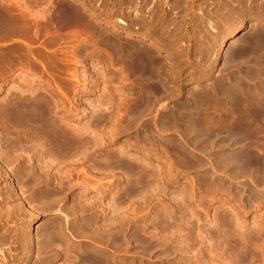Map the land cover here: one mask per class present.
Here are the masks:
<instances>
[{
	"label": "rangeland",
	"instance_id": "374dc122",
	"mask_svg": "<svg viewBox=\"0 0 264 264\" xmlns=\"http://www.w3.org/2000/svg\"><path fill=\"white\" fill-rule=\"evenodd\" d=\"M158 1L171 19L163 44L148 31L157 0H0V137L7 117L29 114L31 134L20 128V137L58 129L72 148L62 166L79 213L56 207L24 222L32 233L63 224L70 242L48 241V264H264V126L225 108L238 91L264 86V0H244L245 16L238 0ZM139 46L162 59L163 94L141 68L133 79L128 49ZM205 93L219 114L186 105ZM144 94L165 98L149 116ZM179 105L198 128L172 118L159 126L157 114ZM15 153L0 141V155L18 156L25 174L30 152ZM15 166L0 160L2 209ZM13 253L0 246V263Z\"/></svg>",
	"mask_w": 264,
	"mask_h": 264
},
{
	"label": "bare ground",
	"instance_id": "6f19581e",
	"mask_svg": "<svg viewBox=\"0 0 264 264\" xmlns=\"http://www.w3.org/2000/svg\"><path fill=\"white\" fill-rule=\"evenodd\" d=\"M243 1L244 0H238L239 5H241V8H237L236 10H237V12L239 11L240 13H242V16H245L248 14V10H247L248 8L245 10L243 9V8H246L245 6H243ZM142 2H144V1H142ZM180 2H178V3H180ZM186 2L189 3V0H186ZM157 4H159L156 6L157 8L155 9L157 14L155 12H153L157 16H155L153 21H150L151 23H149V25L148 24L147 25L149 26L148 31L152 32V34H154L156 36V38L158 40V41L156 40V42H159V44H163L164 40L162 38V34H161L162 32H160V30H162V28H164L163 25L165 24L166 20H171V19L169 17L168 12L160 14L163 9H161V7H160L161 4L158 0H157ZM145 5H146V3H145ZM180 5H182V4H180ZM162 12H164V11H162ZM185 12H187V11L185 10ZM261 12L264 13V8L261 9ZM176 13H177V11H176ZM183 14H184V12H183ZM50 20H51V18H50ZM79 21H80V19H79ZM91 21L95 23L96 19H94L93 16H91L90 21H88V22L90 23ZM70 22H73V21H70ZM240 24L241 25H239V29L248 27V25H249L247 22L246 23L243 22ZM131 25H132V23H131ZM51 27H53V26H51ZM27 28H29V27L27 26ZM88 28L92 29L93 28L92 24H88ZM258 32L264 36V31L261 28L258 29ZM28 38H29V36H28ZM77 42H78V40H77ZM152 43H153V41H152ZM251 45H252L253 49H260L262 44H260V41L258 39H255L252 41ZM142 46L132 47L131 49H128L129 50V58H128L129 64L128 65H130L129 71L132 73V75L134 74L132 76L133 79L137 78L135 76V74H136V71L138 69L140 70V68L142 70H144L146 73L152 74L151 76L154 77V79L157 81V83L160 86V91H158V92L163 94L164 93L163 92L164 91L163 90L164 83H166V82H164L165 77H163V72L161 71L163 68L162 59L159 57V55L156 54L157 52L151 53V51L148 48H145ZM51 47H52V45H51ZM259 61H260V67H261L259 72L264 77V54L262 56H260ZM29 62H30V60H29ZM34 65H36V63ZM240 71H241V73L243 72L242 70H240ZM138 72L136 75H138ZM140 73H142L141 70H140ZM176 76H177V74H176ZM182 77H184V76L180 77V79H179L180 83L184 79ZM246 82L249 84V81L247 79H246ZM166 87H167V85L165 86V88ZM138 88H141V87H138ZM132 93L133 92H131V94ZM135 94H136V92H135ZM169 96H171V95H169ZM159 97L154 96L152 98L151 97L146 98V95H145V98L147 101V106H146V111L145 110H143V111L147 113L146 116H149V114H151V111L156 110L154 106H156L159 103V101L161 102L163 99H165V98L161 99ZM171 97H169V98H171ZM211 99L212 98L209 97L208 95H206V93H205V96L200 97V98L195 97L194 100H190V102L188 101V103L186 105H188V106H199L201 109L203 108V110L205 111V114L210 117L211 115L219 114L221 112V110L223 109L221 106L220 107L219 106H215V107L207 106V107H205L206 103L209 102ZM21 107H22V105H21ZM225 108H227V110L234 111L241 118H245V117L253 118V119L259 121V123L262 126H264V86L260 85V87L253 89V90L243 89V90L238 91L237 93H235V97L233 98L231 105L226 104ZM184 109H185V105H179L174 110H172L171 112H159V114H157V116L159 115V119H160L159 126L161 128H164L163 121L166 118H172L173 119V120L171 119L172 123H173V121L178 123V122L182 121V119H184L185 122L189 123L192 128H198L199 123L196 120V118H194V116L192 114L191 115L188 114L187 116H183L185 113ZM131 111H134V110L132 109ZM134 113L135 112H133V114ZM187 113H189V112H187ZM154 114H155V112H154ZM39 120H40V117H39ZM246 120H247V118H246ZM41 121H42V123H40V125L38 124L39 128H42V126L48 125L46 123L44 124L45 121L44 122H43V120H41ZM3 122H5V123H3L4 124L3 128L6 129L5 131H7L6 132L7 139L3 140L0 137V141L5 142V144L7 145V147L9 148V150L11 151L12 154H14L15 152L18 153L19 151H29L30 157L28 158V161H27L28 170L24 174L22 172V170H20V165H19L20 159L18 156L14 157V155H13L10 157H3L2 156L3 154L0 155V160L2 161V163H5L6 165H10V166L17 164V166L12 168V171H11L12 172V175H11L12 178H11L10 182L7 183L8 185H6L5 191H4V194L2 197V200L5 201L4 204H6V207H5V209H2L0 207V228L2 226L6 225V228L4 229V231H2V232L0 231V246H4V245L9 246L11 248V252L12 253L14 252V253H13V258L10 261L5 262L3 260V263H0V264H48L51 261L50 258L52 256L51 250L49 249V246H48V241L51 240L54 242H58V244H60V246L70 242V239L64 230L63 224L61 222H58V221L57 222L44 223L40 227H38V229L36 231H34L32 233L26 228L24 222L27 220V218H35L40 213L50 211L56 207L57 208H64L67 211H69L70 213H72L73 215L79 213L78 209L75 206H73V205L68 206L67 199L69 196V190H67L66 189L67 187H65V180H66V178L64 176L65 170L63 171V166H62V165H65L64 164L65 160H67V159H65V157L69 156V155H67V153L69 152V154H70L71 153L70 151L72 150V148L69 151V149L66 145V142H68V140L66 141L65 135L63 134V132L61 130H58V129L55 131H50L48 129L47 130L44 129L45 132H43L42 135L40 133L41 137H37L38 139H35L36 136L32 139L31 135L28 136L27 134H26V137H20L19 136L20 133H19V131H17L18 129L27 128L28 133H30V129L28 130V128L33 127V124H34L33 119L31 118V116H29V114L28 115H22V116H17V114L11 115L10 117H7ZM39 122H37V123H39ZM156 122H158V120ZM0 124H2V123H0ZM250 124H251V122H250ZM244 127H247V126H244ZM252 128H254V127H252ZM200 129H202V128H200ZM2 130H4V129H2ZM44 130H42V131H44ZM160 130H162V129H160ZM40 135H38V136H40ZM0 136H2L1 133H0ZM78 147H79V140H78V138H74L73 139V149L75 152L78 150ZM230 158L235 159V163L237 165H239L238 161L236 160L235 155H231ZM83 187H84V185H83ZM24 201H26L29 204V207H26L24 205ZM13 218H16L19 222L13 226L9 225L7 227L8 222L10 220H12ZM53 228H55V229H53ZM74 233H75V235L78 234L79 230L76 229L74 231ZM79 234L77 236H79ZM69 249H71V248H69ZM55 256H56L55 258L57 260H60V258H62V254L59 252ZM64 264H65V262H64Z\"/></svg>",
	"mask_w": 264,
	"mask_h": 264
}]
</instances>
